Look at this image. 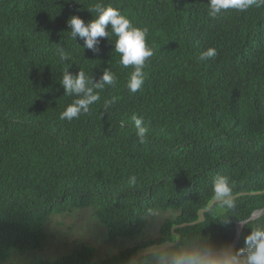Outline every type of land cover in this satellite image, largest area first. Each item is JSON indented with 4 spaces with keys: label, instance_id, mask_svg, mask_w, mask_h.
I'll use <instances>...</instances> for the list:
<instances>
[{
    "label": "trees",
    "instance_id": "trees-1",
    "mask_svg": "<svg viewBox=\"0 0 264 264\" xmlns=\"http://www.w3.org/2000/svg\"><path fill=\"white\" fill-rule=\"evenodd\" d=\"M98 3L147 30L153 55L135 93L111 26L95 53L71 38L67 20L96 19ZM209 10L208 0H0V264L41 249L49 215L84 207L109 239L174 214L156 238L116 254L94 259L81 244L37 264H172L180 255L247 264L249 238L264 232V5ZM208 49L216 55L202 60ZM67 69L116 80L71 121L60 118L79 99L60 84ZM135 118L147 128L142 143ZM222 179L230 193L217 196ZM152 244L171 252L139 255Z\"/></svg>",
    "mask_w": 264,
    "mask_h": 264
},
{
    "label": "clouds",
    "instance_id": "clouds-1",
    "mask_svg": "<svg viewBox=\"0 0 264 264\" xmlns=\"http://www.w3.org/2000/svg\"><path fill=\"white\" fill-rule=\"evenodd\" d=\"M210 16H217L223 10L229 8L245 11L253 4L264 5V0H208ZM94 11L96 19L85 23L77 15H72L67 20L70 29L71 38L77 36L83 39V47L91 51L98 52L100 39H109V33L106 29L111 26L113 33L117 37L114 42V49L120 54V63L124 67L133 66L134 71L131 73L127 87L135 93L140 90L145 82V61L153 55V51L146 44V29L134 27L129 19L113 7H105L103 4H96ZM216 55L215 49H208L201 54V59L212 58ZM60 59L65 61L69 59L68 54L61 50ZM115 76L108 70H105L99 81H94L86 76L83 71L72 74L65 70L61 81L65 93L75 95L79 99L69 105L61 114V119L71 121L78 118L79 115L87 113L89 106L100 99L95 89L104 87V85H114ZM107 103L105 107H107ZM136 135L142 143L145 139L147 128L143 126V120L135 118ZM135 176L130 177V182H135ZM215 192L217 196H226L230 193V188L226 179L218 182ZM254 251L248 257L247 264H264V232L254 233L250 238ZM172 264H214L212 260H205L199 255H180L174 257Z\"/></svg>",
    "mask_w": 264,
    "mask_h": 264
},
{
    "label": "rangeland",
    "instance_id": "rangeland-1",
    "mask_svg": "<svg viewBox=\"0 0 264 264\" xmlns=\"http://www.w3.org/2000/svg\"><path fill=\"white\" fill-rule=\"evenodd\" d=\"M173 212H157L151 216L143 234L135 238L116 237L109 239L107 232L93 214L90 207L74 208L48 216L45 227L47 240L39 250H26L12 253L1 264H37L51 262L59 256L73 251L81 244L93 248V258L102 259L116 254L121 249L131 247L138 242L154 239L158 236L160 224L166 218L173 217ZM171 244H152L139 252V255L171 252Z\"/></svg>",
    "mask_w": 264,
    "mask_h": 264
},
{
    "label": "water",
    "instance_id": "water-1",
    "mask_svg": "<svg viewBox=\"0 0 264 264\" xmlns=\"http://www.w3.org/2000/svg\"><path fill=\"white\" fill-rule=\"evenodd\" d=\"M261 212H262V210H258V211L253 212V213L249 216V218H248L247 220L249 221V219H252V218L257 217ZM241 225H242V223L237 225L236 235L239 234V230H240V228H241V227H240ZM235 243H236V240L231 244V246H230V248H229L230 250L233 249V247L235 246Z\"/></svg>",
    "mask_w": 264,
    "mask_h": 264
}]
</instances>
